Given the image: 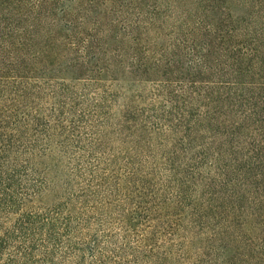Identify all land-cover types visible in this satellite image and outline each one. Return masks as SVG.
Segmentation results:
<instances>
[{
    "label": "trees",
    "instance_id": "trees-1",
    "mask_svg": "<svg viewBox=\"0 0 264 264\" xmlns=\"http://www.w3.org/2000/svg\"><path fill=\"white\" fill-rule=\"evenodd\" d=\"M113 126L134 243L69 226L95 193L37 209L32 154L83 158ZM71 258L264 264V0H0V264Z\"/></svg>",
    "mask_w": 264,
    "mask_h": 264
},
{
    "label": "rangeland",
    "instance_id": "rangeland-1",
    "mask_svg": "<svg viewBox=\"0 0 264 264\" xmlns=\"http://www.w3.org/2000/svg\"><path fill=\"white\" fill-rule=\"evenodd\" d=\"M82 133L83 130L80 134ZM85 136L87 135L81 136L82 145L89 146L93 140L84 139L87 138ZM101 137L102 142L96 149L80 150L83 158L79 157L72 147L62 148L65 143L59 140L45 152V157L32 154L31 161L42 169L40 175L45 179V184L39 188L37 209L45 210L50 207L54 210L60 209L62 213L74 212L81 204V198L88 193H95L97 197L102 198L98 202L99 205L84 202L82 215L72 217L69 226L74 227L76 223L81 222L84 226L91 227L92 235H95V229H99L111 233L117 242L127 237L130 243H134L133 240L141 235L144 226L135 229L129 227L128 231L123 229L126 224L125 214L131 211L134 198L138 195L139 182L137 177L121 179L118 175L120 168L125 164V157L128 156L129 143L124 134L116 132L115 126L109 128V131ZM107 173L110 174L104 175ZM52 216L55 219V215ZM55 221L57 223V220ZM100 223L102 226L99 225ZM122 223H124L123 228ZM90 233L82 230L76 232V237ZM128 252V250L122 251L123 257L127 258ZM83 253L84 259H88V251ZM157 253L158 250L154 252ZM85 261L87 262L80 258H71L61 264H86ZM193 261V258H190L189 264ZM111 262L110 260V264Z\"/></svg>",
    "mask_w": 264,
    "mask_h": 264
}]
</instances>
